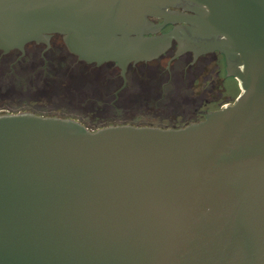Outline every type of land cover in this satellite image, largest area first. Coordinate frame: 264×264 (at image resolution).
<instances>
[{
	"label": "water",
	"instance_id": "water-1",
	"mask_svg": "<svg viewBox=\"0 0 264 264\" xmlns=\"http://www.w3.org/2000/svg\"><path fill=\"white\" fill-rule=\"evenodd\" d=\"M53 33L121 87L219 50L240 90L179 126L0 109V264H264V0H0L3 52Z\"/></svg>",
	"mask_w": 264,
	"mask_h": 264
},
{
	"label": "rangeland",
	"instance_id": "rangeland-1",
	"mask_svg": "<svg viewBox=\"0 0 264 264\" xmlns=\"http://www.w3.org/2000/svg\"><path fill=\"white\" fill-rule=\"evenodd\" d=\"M61 42L57 55L48 50L45 61L39 53L31 58L32 45L26 46L25 56L13 70L9 63L16 52L1 56L0 109L70 115L91 127L115 122L182 125L197 118V102L211 98L209 104L217 107L232 101L240 90L236 79L216 76L209 65L203 70L207 76L198 80L197 66L169 78L162 69L164 58L127 71L117 100L108 103L121 82V77L113 74L117 70L109 63L88 66L74 61Z\"/></svg>",
	"mask_w": 264,
	"mask_h": 264
},
{
	"label": "flooded vegetation",
	"instance_id": "flooded-vegetation-1",
	"mask_svg": "<svg viewBox=\"0 0 264 264\" xmlns=\"http://www.w3.org/2000/svg\"><path fill=\"white\" fill-rule=\"evenodd\" d=\"M155 21H159L161 20L160 18H153ZM172 24L168 23L166 25H164L162 27V29H160V31H166L169 28H171ZM61 41H63L61 35L59 33H53L50 37L49 40V45L47 46L45 42H28L25 45V51L22 55H20V50L19 49H11L7 52H3L2 50H0V58L1 56H7L9 55L11 52H16V54L14 55V57H12V59H10V63L9 66L11 68V70L14 69V67L16 66L17 63H19L22 60V57L25 56L26 53V46L28 45H32V53L33 56H31V58L35 57V54H38L40 56H42L45 59V51L47 52L48 50H54V52H58L59 50H61ZM64 42V41H63ZM66 46V45H65ZM176 47V41L173 40L170 47L161 55H159L156 58H153L151 60H147V61H138L136 63H129L127 66V71H129L130 69H135L139 64L141 63H145L147 64L148 62H152V61H162L165 58V61L163 62L164 64H162L164 71H166L169 75V78L171 76L172 73H176L179 71H183L184 73H186L185 70H187L188 68H193L194 66H197L196 72H197V80L201 78V76H207L208 73H203L204 69H206L209 65V67H211V72H213L216 76L220 75L221 78L223 79H227V78H234V76L232 75H227L226 73V69H225V61H224V55L222 54V52H220L219 50H212V51H208V52H204L201 54H198L197 57L195 59H193V53L191 51H185L183 53H181L180 55L176 56L175 58L171 59L170 62L168 63L169 58L173 55L174 50ZM67 49V47H66ZM67 51L72 54V56L74 57V61L86 64L88 66H96L97 64L95 62H86L85 60L79 59L77 57L76 54L70 52L68 49ZM211 54H214L213 57L209 60H207L206 58L204 60L201 61L202 57L208 56ZM204 62L203 65H201ZM103 63H109L114 69L117 70L116 73H113L114 75H119L121 77V82L120 84L113 90V96L111 98L110 101H108V103H114L115 100H117L118 98V93L119 91H121V89L125 86V84L121 87L122 83H123V78L120 75V69L119 67L115 64V61L113 60H109V61H105ZM101 63V64H103ZM99 64V65H101ZM97 65V66H99ZM126 71V73H127ZM134 74H138V71H134ZM127 76V75H126ZM198 82V81H197ZM211 101V98L207 99H203L202 101L197 102V106H196V110H197V118L194 120H198L202 117L205 116V113L212 108H216L214 106H211L209 103ZM227 102V101H225ZM224 103V102H223ZM221 103V104H223ZM220 104V105H221ZM219 105V106H220ZM218 107V106H217ZM191 121V120H190ZM189 122V121H188Z\"/></svg>",
	"mask_w": 264,
	"mask_h": 264
},
{
	"label": "trees",
	"instance_id": "trees-1",
	"mask_svg": "<svg viewBox=\"0 0 264 264\" xmlns=\"http://www.w3.org/2000/svg\"><path fill=\"white\" fill-rule=\"evenodd\" d=\"M18 110V109H17ZM85 124H87L86 122H84ZM115 123H121V122H115ZM187 123V122H186ZM107 124H109V123H107ZM142 124V123H141ZM185 124V123H184ZM88 125V124H87ZM102 125H105V124H102ZM102 125H100V126H102ZM183 125V124H182ZM89 126V125H88ZM164 126V125H163ZM167 126H179V125H167ZM91 127V126H90ZM96 127H98V126H96ZM93 128H95V127H93Z\"/></svg>",
	"mask_w": 264,
	"mask_h": 264
}]
</instances>
